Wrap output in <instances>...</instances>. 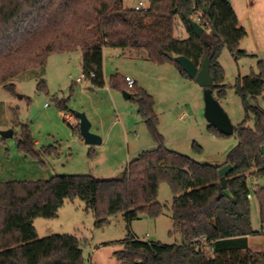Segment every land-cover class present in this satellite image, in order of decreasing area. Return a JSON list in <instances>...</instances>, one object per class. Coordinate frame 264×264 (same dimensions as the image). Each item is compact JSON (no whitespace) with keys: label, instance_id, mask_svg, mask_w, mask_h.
Instances as JSON below:
<instances>
[{"label":"trees","instance_id":"obj_1","mask_svg":"<svg viewBox=\"0 0 264 264\" xmlns=\"http://www.w3.org/2000/svg\"><path fill=\"white\" fill-rule=\"evenodd\" d=\"M189 18L204 28L197 35ZM178 22L187 37L176 35ZM247 36L230 0H150L146 11L125 6L124 0H0V85L16 93L9 82L20 73L43 67L54 52L82 51L84 77L104 87L105 47L121 48L155 63H174L169 55H183L200 66L209 56L214 78L213 93L226 94L224 68L219 58L225 48L234 57L249 54L240 49ZM141 53V54H140ZM95 76H92V74ZM113 88L126 89L139 104L157 147L133 159L122 176L98 178L91 174L57 175L35 181L0 180V264H84L80 239L71 233L40 238L34 225L38 217L54 218L67 199L86 203L100 227L109 217L123 213L129 229L143 215L158 218L166 205L159 201L160 185L174 194L173 230L181 243L164 244L131 234L115 256L123 264H264V251L247 249V236L257 233L251 221L249 177L264 179V108L245 104L246 118L237 126L238 143L223 164L199 162L164 146L158 129L154 99L135 84L115 75ZM39 88L47 87L42 80ZM264 90V73L237 79L235 91L244 100ZM61 108L66 101H60ZM253 118L250 126L248 120ZM209 128L220 136L212 125ZM80 134L79 126L76 127ZM18 150L38 157L36 141L23 125ZM5 138L0 135V142ZM197 150L201 147L195 144ZM227 188L220 196L219 169L228 164ZM1 169V162H0ZM264 224V185L255 184ZM264 228V226H263Z\"/></svg>","mask_w":264,"mask_h":264},{"label":"rangeland","instance_id":"obj_2","mask_svg":"<svg viewBox=\"0 0 264 264\" xmlns=\"http://www.w3.org/2000/svg\"><path fill=\"white\" fill-rule=\"evenodd\" d=\"M138 1L124 0V3L126 7L134 8ZM230 2L238 14L240 27L247 31L240 49L249 55L237 59L229 49L223 50L219 62L225 72L226 94L220 97L215 90L214 96L237 126L246 118V103L264 108V90L257 98L249 96L247 100L235 91L238 78L264 73V0ZM176 35L188 36L181 22H178ZM104 75L105 86H93L84 77L82 51L78 49L54 52L45 66L26 70L12 78L9 82L16 85V93L0 85V130H14V135L6 138L5 143L0 142L1 181H35L73 174L118 177L143 151L157 147L138 111L139 104L124 98L123 90L126 89L111 86L115 75L129 76L137 86L151 94L158 129L167 148L199 162L223 164L230 150L237 145V132L220 136L209 128L210 123L204 115V88L195 79L183 75L176 64H159L127 49L107 47L104 50ZM80 77L83 79L78 81ZM42 80L46 82L45 89L38 87ZM60 101H66L65 108L59 106ZM77 112H84L90 119L92 132L103 139L101 145L86 144L77 132ZM182 114H185L184 118H180ZM248 124L253 126V118ZM23 125L39 143L35 147L37 158L18 150ZM195 144L201 150H197ZM255 184L263 186L264 179L249 177L251 221L257 231L250 237V246L253 250L264 251V224ZM173 197L168 184L162 183L159 201L166 205L163 214L158 218L143 215L134 220L131 234L164 244L181 243L180 234H170L174 224ZM39 221L46 224L42 226ZM95 222L96 218L91 210L86 209V203L76 198L67 199L56 217H38L36 225L40 238L62 233L76 235L83 248L84 264H123L114 253L122 249L121 241L129 235L125 216L123 213L112 215L100 227Z\"/></svg>","mask_w":264,"mask_h":264},{"label":"water","instance_id":"obj_3","mask_svg":"<svg viewBox=\"0 0 264 264\" xmlns=\"http://www.w3.org/2000/svg\"><path fill=\"white\" fill-rule=\"evenodd\" d=\"M189 22L198 36L204 32V28L193 18H189ZM169 57L174 59L178 64L182 66L188 77H190L191 79H195L197 83L204 88V115L209 121L210 125H212L220 133L226 136L232 135L235 131V125L232 123L229 115L226 113L213 93L212 87L214 86V78L211 72V63L209 56H206L203 59L200 66H197L191 59L183 55L173 56L172 54H170ZM123 95L125 99H130L132 94L127 90H123ZM76 116L79 120L80 134L85 143L89 145H101L103 139L98 134L92 132V122L87 117V115L84 112H77ZM0 135L5 139L10 138L14 135V130L12 128L0 130ZM261 152L264 156V145H262L261 147ZM231 169L232 164L228 163L222 166L218 171L220 176V196H223L224 194L227 196H231L230 191L227 188V174Z\"/></svg>","mask_w":264,"mask_h":264},{"label":"built area","instance_id":"obj_4","mask_svg":"<svg viewBox=\"0 0 264 264\" xmlns=\"http://www.w3.org/2000/svg\"><path fill=\"white\" fill-rule=\"evenodd\" d=\"M150 8V0L148 2H145L144 0H139L138 3L135 5L134 9L135 10H148ZM92 76H95V74L93 73ZM83 79V77L78 78V81H81ZM126 81L128 82L129 86L132 87L135 84V81L132 80L129 76L125 77ZM185 114H182L180 116V118H184ZM254 189H256V185H254ZM249 198L252 197V193H249L248 195Z\"/></svg>","mask_w":264,"mask_h":264},{"label":"crops","instance_id":"obj_5","mask_svg":"<svg viewBox=\"0 0 264 264\" xmlns=\"http://www.w3.org/2000/svg\"><path fill=\"white\" fill-rule=\"evenodd\" d=\"M233 5V4H232ZM238 15V14H237ZM105 48H107V47H105ZM105 48L103 49V55H104V50H105ZM103 143V142H102ZM36 144H39L38 143V141H36ZM1 150V149H0ZM1 170V169H0ZM37 219L38 218H36L35 220H34V225H35V227H36V229H37V225H36V221H37ZM39 224L40 225H45L46 224V222H44V221H39ZM38 236H40L39 234H38ZM250 237L251 236H247L246 237V241H247V249H250V250H252V251H255V252H260V251H256V250H253L252 248H251V246H250Z\"/></svg>","mask_w":264,"mask_h":264}]
</instances>
